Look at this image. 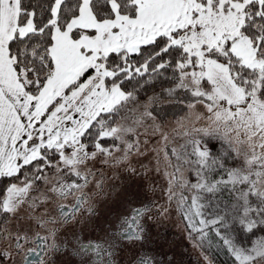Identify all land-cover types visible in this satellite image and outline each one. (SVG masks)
<instances>
[{
  "label": "snow or ice",
  "instance_id": "1",
  "mask_svg": "<svg viewBox=\"0 0 264 264\" xmlns=\"http://www.w3.org/2000/svg\"><path fill=\"white\" fill-rule=\"evenodd\" d=\"M164 103L181 112L171 133ZM156 135L189 239L264 264V0H0V264H116L144 244L148 205L98 240L83 228L98 215L91 165ZM133 264L158 260L142 249Z\"/></svg>",
  "mask_w": 264,
  "mask_h": 264
},
{
  "label": "rangeland",
  "instance_id": "2",
  "mask_svg": "<svg viewBox=\"0 0 264 264\" xmlns=\"http://www.w3.org/2000/svg\"><path fill=\"white\" fill-rule=\"evenodd\" d=\"M144 101L146 100H141V102ZM179 118H168L162 121L169 133L177 127ZM142 139L147 140V143H142L140 149L142 154L134 152L119 163L109 162L106 164L96 161L91 165L96 176L89 192L92 196L91 202L95 208H102L103 206L113 208L115 206L114 202L120 196L125 198L126 195H129L132 200L140 199L141 204L146 203L152 209V219H148L147 222L154 234H162V240L158 239V243L161 244L159 247L164 255L172 254L177 261L181 260L183 264H206L205 255L212 260V264H224L215 260L213 256H218L219 259L225 262L228 258L233 260L226 249L215 240L211 248L205 246L204 250H201V248L195 246L193 240L189 239L185 220L177 208L176 201L174 199L169 200V179L165 173L171 171V169L166 167L167 162L162 150L164 146L158 135ZM182 143H184L183 138L174 134L170 135L168 151ZM116 155L119 156L120 154L117 153ZM169 156H171L170 152ZM184 174L189 181L195 182L191 170L185 169ZM96 183L102 184L103 187H95ZM164 209L166 211H162ZM153 233L152 237L154 236ZM129 251L136 253V248L132 246Z\"/></svg>",
  "mask_w": 264,
  "mask_h": 264
},
{
  "label": "flooded vegetation",
  "instance_id": "3",
  "mask_svg": "<svg viewBox=\"0 0 264 264\" xmlns=\"http://www.w3.org/2000/svg\"><path fill=\"white\" fill-rule=\"evenodd\" d=\"M103 192V190H101ZM140 199L132 200L129 195H126L125 198L122 196L117 198V201L114 202L115 206L113 208H95L97 216L92 218L93 222L89 225H85L83 228L84 239H100L109 225H112L116 222L117 218L122 215H127L135 207H141L147 205L146 203L141 204ZM95 207V206H94ZM148 219H145L144 223L147 229V240L144 244L133 245L136 248V253L129 251V245L123 243L120 247L121 250L116 256V264H133V260L136 258L137 253L142 249H147L150 255H153L157 258L158 264H183L181 260H178L172 254L164 255L162 249L159 247L158 239L162 240V234H154L148 224ZM85 230V231H84ZM153 233V237H152ZM56 264H76V260L66 256L61 255L56 257Z\"/></svg>",
  "mask_w": 264,
  "mask_h": 264
},
{
  "label": "trees",
  "instance_id": "4",
  "mask_svg": "<svg viewBox=\"0 0 264 264\" xmlns=\"http://www.w3.org/2000/svg\"><path fill=\"white\" fill-rule=\"evenodd\" d=\"M170 86L168 84V82L165 81H157L154 85H146L142 90H140L138 97L140 100H147L148 97H151L153 95H156L157 93H162L163 88H166ZM156 109L159 111L161 109H163L162 115L165 117L164 120L171 118V119H176L178 117H180L181 112H180V108L173 106V105H169V104H164L161 106H157ZM170 152V151H169ZM171 155V152H170ZM173 162L175 163V158L172 157ZM8 183L7 179H0V193L3 192V190L5 189L6 185ZM215 260L222 262L224 264H233V260L229 259L225 261L219 259L218 256H213Z\"/></svg>",
  "mask_w": 264,
  "mask_h": 264
}]
</instances>
